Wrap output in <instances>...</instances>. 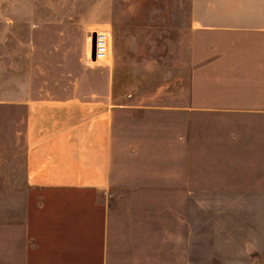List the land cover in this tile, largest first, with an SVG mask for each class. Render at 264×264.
Instances as JSON below:
<instances>
[{
    "label": "crops",
    "instance_id": "obj_1",
    "mask_svg": "<svg viewBox=\"0 0 264 264\" xmlns=\"http://www.w3.org/2000/svg\"><path fill=\"white\" fill-rule=\"evenodd\" d=\"M108 12L107 62L88 54L91 30L74 45L54 35L50 83H28L26 52H13L18 71L0 88V264H188L196 205L264 202V186L244 184L203 196L202 172L251 170L204 157L229 154L217 141L264 106L255 83L198 80L221 41L213 32L264 29V0H131ZM217 55L222 74L257 78L243 57L233 68Z\"/></svg>",
    "mask_w": 264,
    "mask_h": 264
},
{
    "label": "rangeland",
    "instance_id": "obj_2",
    "mask_svg": "<svg viewBox=\"0 0 264 264\" xmlns=\"http://www.w3.org/2000/svg\"><path fill=\"white\" fill-rule=\"evenodd\" d=\"M175 1L171 0L172 3ZM183 1L189 2V0ZM139 2L156 3L161 0H139ZM127 3H131V0H0V88L4 76L18 71V55H14L13 52L17 54L26 52L28 83H50L52 75L54 76L51 74V70L54 73V35H68L71 37L69 42L74 45L78 42L79 36H83V39L89 36L90 30H107L104 24L108 19V10H111L110 13L113 15L116 5ZM57 20L73 23L68 27L54 28V21ZM253 25L262 26L256 22ZM238 27L243 26L238 25ZM213 33L216 36L222 35L221 39L219 37L221 41L217 48L215 45L211 46V43L206 47L208 51L205 53L211 59L203 64V76L198 80L204 85L230 86L234 90H239L238 87H247L244 84L255 83L258 85L255 88L260 99H257L259 103L252 99L250 104L251 107L256 105L252 103L263 107L264 29L255 27L243 28L239 31L220 30ZM225 36L228 38L224 41ZM233 38L235 39L232 43ZM239 51L241 53H238ZM87 52L90 54L88 40ZM224 54L231 62L228 67L233 68L235 62L240 63L238 58L243 57L245 60L240 65L256 69L257 78L252 80L246 78V75L242 76L241 74L246 73L244 71L236 72L237 75L234 76L222 74L221 70H218L222 68L220 60L213 59L215 55L222 59ZM108 60L109 57L103 62ZM9 63L10 69L6 67ZM149 78V76L140 78V81H148ZM12 114L18 115V112ZM263 115L250 113L252 123L249 126L233 125L229 129L228 132L236 135L234 140L217 141L219 147L222 144L231 147L228 152L224 151L229 154L222 155V151L218 150L219 155L204 157V159L217 160L218 163L225 165L223 167H228L227 163H230L240 166L234 165L229 168L247 167L251 170L202 172L203 196L213 195L212 191L221 192L218 186L233 185L234 188L242 184L264 186ZM219 130L221 133L225 131L222 127ZM242 131H244V139L237 138L238 132ZM243 146H245V155H243ZM196 206L201 208L202 226L196 237L194 226L192 225V230L188 229L191 231V234L187 235L188 264H264V202H205ZM192 216L195 217V212Z\"/></svg>",
    "mask_w": 264,
    "mask_h": 264
},
{
    "label": "built area",
    "instance_id": "obj_3",
    "mask_svg": "<svg viewBox=\"0 0 264 264\" xmlns=\"http://www.w3.org/2000/svg\"><path fill=\"white\" fill-rule=\"evenodd\" d=\"M109 41H110L109 35L106 31L95 30L94 52H93L94 61L103 62L108 58ZM90 56H91V53H90Z\"/></svg>",
    "mask_w": 264,
    "mask_h": 264
},
{
    "label": "water",
    "instance_id": "obj_4",
    "mask_svg": "<svg viewBox=\"0 0 264 264\" xmlns=\"http://www.w3.org/2000/svg\"><path fill=\"white\" fill-rule=\"evenodd\" d=\"M94 36H95V31L92 32L91 34V40H90V50H91V58L94 60L93 52H94Z\"/></svg>",
    "mask_w": 264,
    "mask_h": 264
},
{
    "label": "bare ground",
    "instance_id": "obj_5",
    "mask_svg": "<svg viewBox=\"0 0 264 264\" xmlns=\"http://www.w3.org/2000/svg\"><path fill=\"white\" fill-rule=\"evenodd\" d=\"M88 42L90 43V39H88Z\"/></svg>",
    "mask_w": 264,
    "mask_h": 264
}]
</instances>
